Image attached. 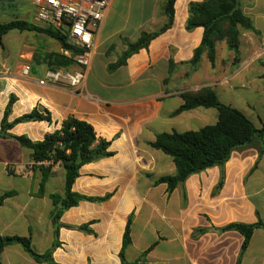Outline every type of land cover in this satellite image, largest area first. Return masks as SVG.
I'll return each instance as SVG.
<instances>
[{
    "label": "crops",
    "instance_id": "0c3cea01",
    "mask_svg": "<svg viewBox=\"0 0 264 264\" xmlns=\"http://www.w3.org/2000/svg\"><path fill=\"white\" fill-rule=\"evenodd\" d=\"M10 1L0 0V23L21 20L45 27L37 21L32 0H13L16 13L10 12L14 7ZM166 1L112 0L95 38L92 66L78 88L39 84L57 67L50 55L63 54L56 39L13 30L0 41V129L10 103L9 123L38 108L50 113L51 122L20 123L10 133L42 141L72 117L91 124L113 153L81 169L74 192L111 198L81 202L64 213L60 220L64 225L96 222L90 226L92 233L60 229L61 245L53 254L57 264H122L130 217L132 243L126 250L130 263L146 253V264H264V228L255 230L242 255L245 238L240 232L215 230L232 223H264V154L259 160V143L235 150L223 170L217 166L194 174L171 193L167 184H155L153 178L174 175L176 165L151 146L157 134L217 124L219 112L214 108L171 116L184 104V92L204 87H211L222 103L243 112L258 128L264 127V0H242L244 13L260 35L242 32L237 64L235 53L220 42L215 66L207 53L198 66L191 65L204 29H187L189 8L204 0H177L172 27L125 65L111 69L129 43L168 23ZM223 47L233 57L229 66L223 64ZM25 64L32 67L29 79L21 75ZM31 153L14 139L0 138V197L9 194L0 206V237L30 236L33 250L44 254L55 241L58 206L52 196L64 195L66 171L57 164L44 177ZM201 229L209 230L199 233ZM2 264L47 263L34 260L21 245H11L3 250Z\"/></svg>",
    "mask_w": 264,
    "mask_h": 264
},
{
    "label": "trees",
    "instance_id": "16d2710c",
    "mask_svg": "<svg viewBox=\"0 0 264 264\" xmlns=\"http://www.w3.org/2000/svg\"><path fill=\"white\" fill-rule=\"evenodd\" d=\"M176 1H166L165 14L168 17V23L159 31L144 33L137 42L129 43L128 50L118 63L111 66V69L125 65L129 57L142 49L148 48L156 37L172 27ZM189 13L187 29L193 30L198 27L204 29L202 43L195 50L191 61L193 67L199 65L205 53H207L212 66H215L216 47L220 42H226L229 49L235 53L234 63L237 64L240 61L242 32L251 31L260 35V32L254 26L252 18L244 13L242 0H204L201 3L190 4ZM13 30H32L56 39L63 49L72 52L71 58L63 54H52L50 56L51 60H61L60 64L62 66L73 65L75 57L82 53V50L69 43L68 37L60 30L50 26L43 28L21 20L0 23V41L2 42L3 37ZM182 98L184 104L174 111L171 116H177L184 111L204 107L217 109L219 120L217 124L204 127L198 131L157 134L156 140L151 143V146L172 157L176 165V173L172 176L153 178L155 184H167L168 191L171 193L178 186L184 185L187 179L194 174L217 166L223 170L235 150L248 147L255 142L259 143V160L262 158L264 154V127L258 128L243 112L222 103L211 87L184 92ZM11 108L12 104L10 103L1 124L0 138L14 139L24 149L30 150L34 163L40 165L39 167L43 171L44 177L51 173L53 166L62 164L66 171L65 192L64 195L54 194L52 196L54 204L58 206L53 219L55 228L53 247L44 254H38L33 250L30 236L0 237V264H2L3 250L11 245H21L39 263L57 264L54 261L53 254L61 245L59 242L60 229L66 227L92 233L90 226L96 222L94 220L81 226L64 225L60 222L64 213L73 207L79 206L81 202L101 203L111 198V194L105 197H96L74 192L73 186L81 176V169L87 164L110 157L113 153L108 150L110 143L106 140H100L91 124L72 117L62 123L60 130L46 135L42 141H32L25 135L15 136L10 131L20 123L44 120L51 122L52 119L50 113L47 111L42 112L37 108L31 113L9 123L8 117ZM223 178L224 175H222V180L217 187L218 190L223 185ZM8 195L0 197V206L3 205ZM132 219L130 217L126 226L123 247L120 253L121 262L122 264H146V253L133 263L128 262L126 259V250L132 243ZM259 228H264V223L261 220L254 224L232 223L224 228L215 230L219 232H240L245 238L242 255L248 248L255 230ZM207 230L209 229H201L199 233H204Z\"/></svg>",
    "mask_w": 264,
    "mask_h": 264
},
{
    "label": "built area",
    "instance_id": "2783aa9c",
    "mask_svg": "<svg viewBox=\"0 0 264 264\" xmlns=\"http://www.w3.org/2000/svg\"><path fill=\"white\" fill-rule=\"evenodd\" d=\"M36 8L37 21L60 30L69 43L82 50L75 57L71 69L49 70L39 84L49 87L78 88L86 80L92 66L96 49V36L100 31L112 0H32ZM63 54L72 52L63 49ZM32 67L25 64L21 70L23 78L29 79Z\"/></svg>",
    "mask_w": 264,
    "mask_h": 264
},
{
    "label": "rangeland",
    "instance_id": "374dc122",
    "mask_svg": "<svg viewBox=\"0 0 264 264\" xmlns=\"http://www.w3.org/2000/svg\"><path fill=\"white\" fill-rule=\"evenodd\" d=\"M10 2H11L12 7L14 6L13 9L10 10V12L12 11L13 13H16L17 10H18L17 7H16L17 4L14 5V1L13 0H11ZM31 19H33V17ZM43 45L44 44L42 43V46ZM222 52H223L222 54L224 56V60H223L224 63L223 64L229 66L231 64V61L233 60V57L231 59L228 57V54L226 53V49H224V47L222 49ZM52 54H59V53H52ZM64 56H66V55H64ZM68 58H71V57H68ZM55 62H57V67H55L54 69H50V70L71 69L72 67H75V63L73 65H70V66H63V67H61L62 66L60 64L61 63V60L60 61H55Z\"/></svg>",
    "mask_w": 264,
    "mask_h": 264
}]
</instances>
